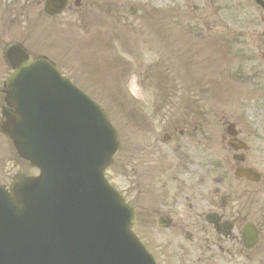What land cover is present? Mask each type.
Segmentation results:
<instances>
[{
	"label": "flooded vegetation",
	"instance_id": "af4514ba",
	"mask_svg": "<svg viewBox=\"0 0 264 264\" xmlns=\"http://www.w3.org/2000/svg\"><path fill=\"white\" fill-rule=\"evenodd\" d=\"M91 13L92 0H0V86L9 76L4 59L10 46H20L31 59L48 56L57 46L44 34L52 33V26L43 23L63 22L66 32H73L86 27ZM231 121V128H173L163 153L168 166L150 175L147 199L139 175L134 176L139 227L146 225V213L153 229L163 218L172 231L164 248L176 254L189 250L194 264H264V76L254 79L246 114L224 124ZM239 167L258 172L239 176ZM248 223L258 232L252 244L244 237Z\"/></svg>",
	"mask_w": 264,
	"mask_h": 264
},
{
	"label": "rangeland",
	"instance_id": "374dc122",
	"mask_svg": "<svg viewBox=\"0 0 264 264\" xmlns=\"http://www.w3.org/2000/svg\"><path fill=\"white\" fill-rule=\"evenodd\" d=\"M132 1L138 0H122V3L135 4ZM102 5H105L104 0H96L97 15H93L86 28L72 34L70 42L75 40L77 43V60L69 72L74 73L76 80L86 81L83 86L99 99L121 131L136 128L135 114L142 106L160 109L159 99L166 91L200 95L203 105H211L209 110L230 113L229 102H209L213 93L219 94L223 90L214 80L216 77L221 81L227 79V94L233 99L245 88H237L229 82L231 69L243 64L245 55L262 61V25L245 21V6L241 5L237 11L233 9L232 0H143L137 4L141 7L138 15L127 13L120 22L105 20ZM60 33L64 38L68 37V34ZM68 53L62 52L64 56ZM168 76L171 77L168 79ZM169 104L166 109L188 106L178 98L170 100ZM215 115L210 113L206 119H213ZM162 125L165 123L154 119V124L148 128ZM128 151L132 153L130 149ZM132 162L129 156V173Z\"/></svg>",
	"mask_w": 264,
	"mask_h": 264
},
{
	"label": "water",
	"instance_id": "95a60500",
	"mask_svg": "<svg viewBox=\"0 0 264 264\" xmlns=\"http://www.w3.org/2000/svg\"><path fill=\"white\" fill-rule=\"evenodd\" d=\"M60 82V88H69L78 94L66 83L63 85V80ZM14 91L15 88L10 89V93ZM62 94L64 93H60L55 99L57 100L58 114L54 116V120L58 121V127L54 132L43 135L44 139L59 135L57 145L52 147L46 144L43 152L58 163L63 159L62 151L66 148L60 146L62 139L66 135L71 136L75 128L80 129L78 137L87 135L90 123L86 118V115H89V110L86 108L81 111L77 106H83L90 102L82 96L68 97ZM10 103L15 105L13 101ZM41 114L44 116L51 112L43 110ZM20 117V114L17 113L16 118ZM68 124H71V127H68ZM33 140L36 141L35 137ZM78 146L80 143L74 141L73 148ZM22 147L25 151L22 152L23 155L26 154V157L41 166L36 150L24 143ZM43 164L45 167L41 166V168L43 167L41 178L18 180L11 194L0 190V240L6 239L7 241V243H0V264H35L34 261H31L35 256L39 257V264H50L49 259H57L59 264L65 263L66 258L55 249V240L62 223L61 212L65 202L64 195H67L62 193V198L58 195L63 190V180L62 178L58 180L56 176L59 175L57 171L61 170L64 165L53 167L54 164L45 161ZM125 230L130 234V239L139 244L130 230L127 228ZM8 237H11V243ZM101 238L103 237L100 231L95 230V236L90 237L89 243H94ZM75 241L76 239H73V243ZM25 251L31 252L25 255ZM9 257L10 262L7 261ZM17 259L19 260L17 261Z\"/></svg>",
	"mask_w": 264,
	"mask_h": 264
}]
</instances>
